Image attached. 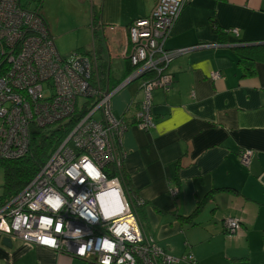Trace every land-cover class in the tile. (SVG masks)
<instances>
[{"label":"crops","instance_id":"1","mask_svg":"<svg viewBox=\"0 0 264 264\" xmlns=\"http://www.w3.org/2000/svg\"><path fill=\"white\" fill-rule=\"evenodd\" d=\"M76 1L77 12L86 16L80 28L91 34L88 50L91 13L100 11L118 77L127 27L150 15L153 0ZM262 42L264 0H187L164 47L196 48L165 69L172 79L169 92L153 91L154 127L142 131L131 125L121 136V171L145 204V233L180 259L176 264H264V64L256 65L254 75H243L233 53L240 44ZM211 72L222 79L211 81ZM141 97L137 82L125 85L112 96L111 113L132 122ZM241 149L254 151L248 167L239 162ZM171 188L178 190L174 197ZM221 188L228 190L212 194ZM225 218H238L242 230L227 236ZM3 238L0 264H90L21 241L5 246Z\"/></svg>","mask_w":264,"mask_h":264},{"label":"built area","instance_id":"2","mask_svg":"<svg viewBox=\"0 0 264 264\" xmlns=\"http://www.w3.org/2000/svg\"><path fill=\"white\" fill-rule=\"evenodd\" d=\"M186 1L153 0L150 15L128 26V46L119 58L127 59L134 71L109 92L101 88L97 73L89 79L90 72L97 71L95 56L91 71L85 56L73 53L62 58L36 9L23 6L24 0H0V159L22 158L29 150L33 125L43 127L68 118L77 101L80 107L91 101L88 113L39 173L0 206V234L90 264H105V260L108 264H176L180 260L167 255L145 233L119 177L109 178L106 169L113 166L121 171V136L129 126L142 131L154 127L153 91L168 93L172 79L165 69L174 58L196 48L164 47ZM231 32L237 35L236 30ZM134 76L142 97L132 122H126L113 116L110 101ZM210 79L222 76L211 72ZM47 91L50 96L44 99ZM253 154L251 149H241L240 164L248 167ZM177 192L169 190L173 197ZM57 201L59 207H54ZM223 227L230 237L242 230L238 218H226ZM42 239L53 240L54 246L41 243ZM105 242L112 245L111 251Z\"/></svg>","mask_w":264,"mask_h":264},{"label":"trees","instance_id":"3","mask_svg":"<svg viewBox=\"0 0 264 264\" xmlns=\"http://www.w3.org/2000/svg\"><path fill=\"white\" fill-rule=\"evenodd\" d=\"M32 2H36L35 9L37 10L42 20H44V22L46 23L45 18L41 13L43 0H32ZM29 3H27L25 0L24 2H22L23 6L26 7H28ZM90 27L93 36L92 47H94L95 55H92L90 51L92 49L88 50L83 47L77 48L73 53L89 58L90 71L92 70V66L94 67L92 63H94L95 56L97 71L93 69L92 72H90L91 76L89 79L91 80L93 75L97 73V77H99L100 79L101 88L111 92L120 84H122L129 76H131L134 71V67H132L126 59L124 61V64L118 68L119 75L118 77H116L117 73L113 69V63L108 59L109 53L106 44L108 42L105 33L106 27L101 22L99 10L93 9L91 13ZM214 31L219 35L223 34L221 30L215 27ZM233 53L236 56V65L239 67L241 71L240 73H243V75H254L256 73V65L258 63L264 64V44L243 43L238 45L237 47H234ZM8 68L9 66H6L3 71ZM137 81L138 78L135 80V82ZM46 94L47 92H45L43 95L44 99H47L50 96L48 95L46 97ZM80 103V101H77V103L75 104V111L68 118L43 127L33 125L30 128L29 150L25 156L18 159H7V161L6 159H0V170L3 173V193L0 196V206L10 198L15 196L17 193H19L39 173V171L50 158L53 150L70 133L74 125L88 113V111L90 110L91 101L88 100L86 104L83 105V107L79 106ZM106 173L109 178L115 176L119 177L125 194L131 200L132 209L136 213L144 229L143 206L145 204L144 202H138V199L135 198L136 194L130 188L128 179L126 178L124 172L113 168V166H109L106 169ZM226 190L228 189H213L212 194ZM209 195L211 196V193L207 194L201 204L199 203L195 212L198 211L202 204L209 199ZM190 218L191 217L187 218V220H190Z\"/></svg>","mask_w":264,"mask_h":264},{"label":"rangeland","instance_id":"4","mask_svg":"<svg viewBox=\"0 0 264 264\" xmlns=\"http://www.w3.org/2000/svg\"><path fill=\"white\" fill-rule=\"evenodd\" d=\"M25 1L27 3L30 1L28 4L29 9L36 8V2H32V0ZM77 11H80V5L76 0H43L42 12L46 17L55 47L62 58H67L76 50L77 40L81 41L79 46L86 49L90 47L91 34L89 30L85 31L80 28L86 23V16L82 12ZM106 35L110 39L109 46L111 47L110 32H107ZM48 95L49 91H47L46 97ZM90 97V94L85 95L84 101L86 102ZM2 184L3 173L0 170V196L3 193ZM0 235L3 236L2 234Z\"/></svg>","mask_w":264,"mask_h":264},{"label":"clouds","instance_id":"5","mask_svg":"<svg viewBox=\"0 0 264 264\" xmlns=\"http://www.w3.org/2000/svg\"><path fill=\"white\" fill-rule=\"evenodd\" d=\"M53 206H54V207H59V202L57 201ZM48 223H50V221H49ZM59 230H60V229H59V227H58V228H57V231H59ZM118 234H119V233H118ZM127 238H128V239H132L131 235H127ZM41 243L46 244V245H50V246H54V241H53V240H50V239H42V240H41ZM105 247H106L109 251L112 250V245L109 244V243H107V242H105ZM82 252H83V249H81V253H82ZM105 264H108V261H107V260H105ZM120 264H123V261H121Z\"/></svg>","mask_w":264,"mask_h":264},{"label":"water","instance_id":"6","mask_svg":"<svg viewBox=\"0 0 264 264\" xmlns=\"http://www.w3.org/2000/svg\"><path fill=\"white\" fill-rule=\"evenodd\" d=\"M82 61H83V59H82V60H79V63H82ZM86 72H87V71L84 70L83 74H86ZM137 77H138V76H134V77L129 78V79L125 82L124 86L127 85V84H129V83H131V82H134V81L137 79ZM124 86H123V87H124ZM6 241H8V242L11 243V240H10L9 238L4 237L2 243H3L5 246H8V244L6 243Z\"/></svg>","mask_w":264,"mask_h":264},{"label":"bare ground","instance_id":"7","mask_svg":"<svg viewBox=\"0 0 264 264\" xmlns=\"http://www.w3.org/2000/svg\"><path fill=\"white\" fill-rule=\"evenodd\" d=\"M6 161H7V159H6ZM9 161V160H8Z\"/></svg>","mask_w":264,"mask_h":264}]
</instances>
